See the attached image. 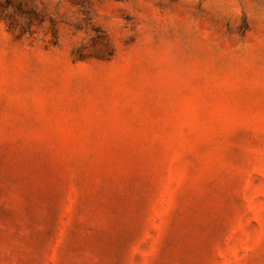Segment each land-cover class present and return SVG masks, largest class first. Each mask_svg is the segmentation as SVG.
<instances>
[{"label": "rangeland", "instance_id": "obj_1", "mask_svg": "<svg viewBox=\"0 0 264 264\" xmlns=\"http://www.w3.org/2000/svg\"><path fill=\"white\" fill-rule=\"evenodd\" d=\"M0 264H264V0H0Z\"/></svg>", "mask_w": 264, "mask_h": 264}]
</instances>
